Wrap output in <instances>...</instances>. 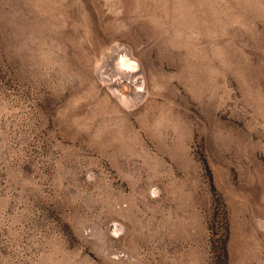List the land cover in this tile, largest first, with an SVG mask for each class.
Returning a JSON list of instances; mask_svg holds the SVG:
<instances>
[{
	"label": "rangeland",
	"instance_id": "374dc122",
	"mask_svg": "<svg viewBox=\"0 0 264 264\" xmlns=\"http://www.w3.org/2000/svg\"><path fill=\"white\" fill-rule=\"evenodd\" d=\"M0 264H264V0H0Z\"/></svg>",
	"mask_w": 264,
	"mask_h": 264
}]
</instances>
